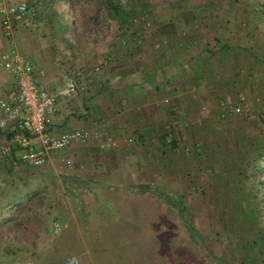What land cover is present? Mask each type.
I'll return each mask as SVG.
<instances>
[{
  "label": "crops",
  "instance_id": "1",
  "mask_svg": "<svg viewBox=\"0 0 264 264\" xmlns=\"http://www.w3.org/2000/svg\"><path fill=\"white\" fill-rule=\"evenodd\" d=\"M201 7L162 6V15L122 28L115 23L113 35L101 33L79 47L71 40L69 49L36 34L39 24L32 18L16 26L15 49L31 62L46 91L57 96L51 134L79 129L90 133L84 142L57 153L42 170L0 160L1 250L54 252L93 245V229L101 228L96 224H102L106 207L132 213L160 203L167 218L166 190L174 188L172 183L189 184L187 174L196 172V180L203 176L201 181L208 182L209 174L222 173L225 165L227 170L233 153L238 157L236 144L264 135V41L252 28L237 24L236 6L223 10L224 19L220 8L208 2ZM0 42L1 52L7 50L1 28ZM261 55V61L256 59ZM107 58L109 65L93 72ZM77 71L85 89L62 95ZM0 83L12 85L7 75ZM241 94L251 101V109L220 118L219 101L235 104ZM110 138L115 145L106 147ZM0 143L11 144L10 127L0 131ZM160 156L168 157L171 165L183 164L184 176L176 175L175 168L166 172V160L160 168ZM61 191L68 197L67 207L60 205ZM120 205L131 206L132 212L126 207L121 211ZM97 209H103L100 216L94 214ZM134 214V219L141 216ZM144 236L151 242L152 234ZM141 251L133 264L141 258L155 264L151 246Z\"/></svg>",
  "mask_w": 264,
  "mask_h": 264
},
{
  "label": "rangeland",
  "instance_id": "2",
  "mask_svg": "<svg viewBox=\"0 0 264 264\" xmlns=\"http://www.w3.org/2000/svg\"><path fill=\"white\" fill-rule=\"evenodd\" d=\"M99 1L74 0L71 6L57 5L60 10L62 8L68 9L67 16H69V21L73 25L70 36L74 42L76 41L78 47L87 44L90 39L101 33L110 35L115 33V22H111L107 18L106 12L98 8L96 3ZM253 1L194 0L191 7L195 11H201V4L208 2L209 6L220 8V16L224 19L223 10L229 6H236L238 10L237 24H244L245 28L248 29L250 26L254 28L256 24L251 22L252 13L254 14L252 10ZM162 3L164 4L165 1L162 0ZM87 8L90 9V12L86 11ZM95 23L97 26H95ZM38 24L39 31L36 34H40L41 38L51 44L48 27L40 21ZM255 30L256 36L264 41V25L255 28L253 31ZM56 45L60 46L59 44ZM2 50L3 46L0 42V52ZM260 57L263 58L261 55L256 59H260ZM262 62H264V58ZM6 75L0 72V78L2 76L6 77ZM7 77L13 82L11 77L8 75ZM182 155H184V152H182ZM237 158L233 153L230 165L225 173L227 177H220L212 173L208 175V182L204 183L201 181L203 176L200 181L196 180L199 178V172H196L195 176L187 174L188 178H192V182L189 184L184 180H176L178 181L176 184L172 183L171 186L174 188L170 187L166 190L169 209L167 218L162 214L163 205L160 203L156 205L152 203L151 206L146 205L145 207H151L148 211L141 208L143 205L135 208L134 212L130 211L131 206H118L121 211L126 207L128 210L130 209V212L136 213L135 216L141 215L137 219H134L132 213L118 212L113 208L106 207V214L101 216L103 218L102 224H96L97 228H101L93 229V235L97 232L96 241L93 245L87 244L85 248L78 247L76 250L67 248L66 250L54 252L30 250L21 253L19 250L7 253L0 249V264H64L71 258L77 259L79 264H90V260L92 264H133L135 258H140L141 248L145 246L148 248L151 246V259L155 264H253L249 261L245 262L242 257L243 254L239 251L242 241L238 239L241 237H237L238 239L233 241L229 233V228L233 223L235 225L237 220L234 212L226 208L236 202L233 194L235 187L233 175L240 164ZM157 159L162 162L160 168L165 166L166 160L165 171H169V174L172 171L170 168H175L178 172H176V175L180 173L179 177L184 176L182 174L185 168L183 164L172 163L171 165V160L168 161V157L164 159L160 156ZM40 168H34L33 170L43 169ZM72 169L74 168L71 167L69 170L72 171ZM165 171L162 174H168ZM181 186L184 187H182L184 190H179ZM231 188H233V191ZM65 194L62 191L60 192V205L62 207L64 205L68 206V197ZM95 207L97 206L95 205ZM151 210L155 211V217H153L154 213ZM102 211L103 209L94 210V214L100 216L103 213ZM65 218H67V215H65ZM136 223L137 226H135ZM122 231L124 235H121L120 232ZM128 233L131 235L129 236ZM147 233L152 234L151 242H148L149 236H144ZM0 240H3V238H0ZM144 260V258H141L139 264H145Z\"/></svg>",
  "mask_w": 264,
  "mask_h": 264
},
{
  "label": "built area",
  "instance_id": "3",
  "mask_svg": "<svg viewBox=\"0 0 264 264\" xmlns=\"http://www.w3.org/2000/svg\"><path fill=\"white\" fill-rule=\"evenodd\" d=\"M34 12L26 0H0V28L8 49L0 53V70L12 78V85L0 83V131L11 128V144L0 143V160L14 165L27 164L41 167L53 157L66 150L74 142H84L89 130L63 131L58 136L50 132L51 119L56 112L57 96L51 94L37 80L31 62L21 55L14 45L16 26L28 22ZM109 65V59H102L93 66L98 73ZM85 89L82 73L77 71L68 81L62 95L74 94ZM220 118L241 116L251 109L252 103L241 94L235 104L220 100ZM112 138L105 141L106 147L114 146ZM14 151L18 153L14 156ZM70 165L69 160H64ZM64 264H79L75 258Z\"/></svg>",
  "mask_w": 264,
  "mask_h": 264
},
{
  "label": "trees",
  "instance_id": "4",
  "mask_svg": "<svg viewBox=\"0 0 264 264\" xmlns=\"http://www.w3.org/2000/svg\"><path fill=\"white\" fill-rule=\"evenodd\" d=\"M26 1L28 8L34 12L32 17L34 22H43L48 27L52 45L59 44L64 49L74 46L70 36L73 25L67 16L68 9L57 8L58 4L71 6L74 0ZM164 1L163 4L162 0H100L96 4L106 12L111 22L122 28L131 22L161 12L162 5L181 10L186 6H192L194 0ZM252 10L254 14L252 13L251 22L256 24L254 28L250 27L254 30L264 25V0H254ZM86 11L90 12V9L87 8ZM235 147L239 153L237 160L240 167H237L238 170L233 175L235 187L234 191L233 188L231 190L236 202L226 208L234 212L237 220L235 225L233 223L229 228V233L233 241L241 237L238 239L242 241L239 251L243 254L245 262L264 264V135L247 138ZM222 173H226V165ZM222 173L214 174L222 177Z\"/></svg>",
  "mask_w": 264,
  "mask_h": 264
}]
</instances>
